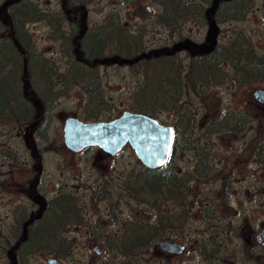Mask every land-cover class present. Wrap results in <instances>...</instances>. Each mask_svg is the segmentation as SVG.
<instances>
[{
    "label": "flooded vegetation",
    "instance_id": "flooded-vegetation-1",
    "mask_svg": "<svg viewBox=\"0 0 264 264\" xmlns=\"http://www.w3.org/2000/svg\"><path fill=\"white\" fill-rule=\"evenodd\" d=\"M89 1L0 0V74L4 77L1 79L15 85L7 107L0 109V227L4 229L0 232V247L6 252L2 258L9 264L12 246L47 230L41 239L70 244L67 258L72 254L73 244L80 242L88 247L89 255L92 252L98 258L112 256L119 260L116 264H264V103L254 91L244 95L243 104L240 102L236 108L231 104L221 114L218 103L213 121L206 125L178 127L176 122L164 124L156 119L173 128L175 140L168 162L154 170L135 157L142 168L140 173L132 171L113 177V163L128 150L134 153L130 147L115 157L106 156L98 147L78 152L67 148L63 128L68 118L87 123L119 117L85 120L88 111L103 110L102 92H94L99 98L95 96L97 100L94 97L92 101L91 94L84 91L87 99L78 107L81 114L76 111L67 117L61 140L54 141L50 128L60 98L71 87L83 90L82 85L92 81L99 82L101 90L102 68L131 67L133 62L119 55L138 48L140 36L144 51L154 55L165 53L168 57L176 48L178 57L186 54L181 48L188 45L202 56L217 55L220 46H224L218 43L214 31L226 22H218L213 8L211 14L215 19L217 16L216 23L210 19L203 25L199 19L196 23L184 18L172 24L169 17L161 22L160 7L157 12L148 4L149 1L155 4L153 0H142L145 7L138 1L126 0V14L118 8L106 13L103 1L101 12L93 13ZM130 3L133 14L129 11ZM213 4L216 8L217 0ZM150 16L163 38L157 40L156 48L148 50L143 37ZM187 21L198 29H208L204 43L180 40L179 31ZM34 28L41 32L40 36L34 34ZM171 31L178 33V40L171 38ZM43 51L56 54L49 57ZM228 63L232 64L227 61L210 64L211 79L217 81L211 86H220L226 79L224 69ZM44 65L54 68L56 74L51 78L55 86L47 94L49 109H43L46 104L39 91L24 90L28 81L39 87ZM180 67L183 68L181 61ZM90 69L95 77L74 75ZM65 75L71 81H65ZM195 96L203 106L211 98L223 100L219 94L211 96L208 92ZM245 100L249 102L244 104ZM14 140L17 143L12 145ZM177 140L182 143L180 152L187 155L179 171L173 166ZM59 150L65 155L60 158L61 174L67 172V166L80 169L79 157L91 154L86 161L98 176L93 187L78 186L76 192L65 189L48 192L45 157L56 155ZM157 174L167 180L159 189L152 187ZM170 178L176 182L169 181ZM96 246L100 253L96 252ZM36 255L42 257L43 264L54 257L37 253L27 258V264ZM108 260L97 264H115Z\"/></svg>",
    "mask_w": 264,
    "mask_h": 264
},
{
    "label": "rangeland",
    "instance_id": "rangeland-1",
    "mask_svg": "<svg viewBox=\"0 0 264 264\" xmlns=\"http://www.w3.org/2000/svg\"><path fill=\"white\" fill-rule=\"evenodd\" d=\"M44 3L48 0H42ZM52 1V0H50ZM104 2L105 4V12H113L114 8H118L122 12V14H126L127 12V1L126 0H90V9L93 13H100V3ZM138 1L145 7L142 0H134L133 2ZM141 1V2H140ZM188 3L198 0H186ZM132 2V3H133ZM132 3L129 4L130 13L133 14ZM151 3V4H150ZM148 4L152 5V8L158 12L159 6L149 1ZM146 11V9H145ZM153 16V15H152ZM152 16H150L149 20H146L147 31L144 33V45L148 50L156 48V42L158 39H162V31L158 30L152 24ZM148 17V16H147ZM94 18V17H93ZM125 18H127L125 16ZM133 22H131L132 24ZM199 27L195 25L193 22L187 21L185 26L182 27L179 31L180 40L185 41V39L191 40L194 43H204L206 38L208 37V29L206 27ZM218 30L214 31V34L218 35V43L224 46H228L229 44H233L237 35L242 34L246 39L252 44L254 53L256 55H261L264 52V0H254V4L249 10L248 14L244 21H229L219 25V28H215ZM35 31L34 34L37 36L41 34L36 28L33 29ZM160 35V36H156ZM168 35V31L165 33V36ZM191 35V36H190ZM171 38L178 40V33L175 31H171ZM183 37V38H181ZM35 41L38 42V37L36 38L34 35ZM40 41V40H39ZM40 45V43L38 42ZM47 56H52L56 54V52L51 51H43ZM187 54V53H186ZM186 54H181L179 56V60L182 62V69L186 68L188 64V59ZM180 61L178 63H180ZM227 72L226 79L221 83L220 86H211L208 90L211 96H216L219 94L223 97V100L217 101L216 98H211L207 101L206 105L203 106L202 102L190 91L184 89L179 97V104L181 107L176 109V112H168L164 109H156V117L158 120L163 122L164 124H172L174 122L177 123L178 127H183L188 124H208L213 121L214 114L216 113L217 104H220L219 113H223L224 109L231 108V104L236 108L237 105L245 99V94H251L253 91L257 89L264 90V82L245 78L243 79V73L238 71L232 64L228 63L224 69ZM101 76V92L105 98L104 103L108 104L110 109H103L98 112L99 118L101 120H107L111 118H115L120 116L124 111H130L133 106H135V100L137 94L140 90L141 84L143 83V77L141 73H135L134 70H131L130 67H108L102 68L99 70ZM69 87V86H67ZM67 91V89H66ZM65 91V92H66ZM235 96L234 100L231 98ZM82 96V99L80 97ZM86 95H84V90L79 86L71 87L69 91H67V95L60 98L54 107L53 115H52V124H51V136L54 141H60L62 138V125L64 120L67 117H70L73 112L81 114V111H78V107L81 106V103L86 101ZM107 102V103H106ZM217 102V103H216ZM247 100L244 101L246 104ZM216 105L214 106V104ZM223 104V105H222ZM243 104L242 102L240 105ZM242 107V106H241ZM185 110H189L193 117L188 121L178 122L180 114H183ZM83 114V112H82ZM193 120V121H192ZM196 121V122H195ZM203 128V127H202ZM180 129V128H179ZM179 131L184 132L185 129L181 128ZM180 132V133H181ZM199 135V132H196ZM177 148L178 151L176 153V158L174 160V170L179 171L182 169L185 162V157L187 155H182L180 152L181 141L177 140ZM17 143L15 140L12 142V145ZM91 154H83L79 157L78 163L80 169L72 170L67 166L68 170L66 173L61 174V163L60 159L62 156V152L57 151L56 155H46V178L45 184L48 192L53 191L54 189H65L66 191L76 192L78 186L80 189L84 187H93L94 180L98 177L97 174L91 170V167L88 166L86 159L90 158ZM97 156V154H96ZM135 154L130 150L124 152L121 155V158L117 159L115 163L112 165V170H114L113 177L116 175L124 176L126 173L138 172L142 171L141 166H138L137 161L135 159ZM140 165V164H139ZM197 184H195L196 186ZM198 186V185H197ZM51 195V193H50ZM3 228L0 227V232L3 233ZM79 237V235H76ZM1 250V249H0ZM72 254L70 257L66 259H60L62 264H97L105 262V259H109L108 261H113L114 263H118L119 260L113 259L112 256H102L99 257L91 255L88 253V247L83 246L80 242L73 244V249L71 250ZM1 254V252H0ZM115 263V264H116ZM0 264H6V260L2 258L0 255ZM28 264H43L42 257L40 255H36L33 258L28 259Z\"/></svg>",
    "mask_w": 264,
    "mask_h": 264
},
{
    "label": "trees",
    "instance_id": "trees-1",
    "mask_svg": "<svg viewBox=\"0 0 264 264\" xmlns=\"http://www.w3.org/2000/svg\"><path fill=\"white\" fill-rule=\"evenodd\" d=\"M153 1L160 7V12L162 14L160 17L161 22L169 17L170 23L173 24L179 19L186 18L196 23L199 19L202 21L203 25L210 19H214L216 23L217 16L219 23L244 21L254 4V0H217V6L215 8L213 4L215 0H198L190 3L186 0ZM212 8L213 10L215 9V14H218L216 19L211 14ZM138 40V48L123 52L119 55L122 56L121 58L123 60L132 61L131 70H134L135 73H141L144 78L135 100V106H133L130 112L142 113L157 119L155 114L157 108L167 111L169 109L176 110L178 107H181L179 104V97L184 89L192 92L194 95L198 93H207L212 83H214V81L217 83L216 80L211 79L213 65L211 66L210 64L214 62L219 64L224 61L231 62L236 69H239L238 71L245 74L246 78L264 82V52L261 55H256L252 44L242 34L237 35L233 44H230V47L220 46L217 55L202 56L189 45L182 47L181 49H185L184 51L187 52L186 56L189 61L184 70L180 67V63H178L180 61L178 54H176L178 48H176L174 53L172 52L169 57L165 55V53L154 55V53L143 50L141 46V36ZM41 71L42 81L39 87L35 88V85H31V82L28 81L29 84L24 87V90L27 92L31 90L34 92L39 91L44 97L43 102L46 104L43 105V109H49L50 105H47L49 101L47 94L51 93V88L55 86L52 84L51 78H54L56 74L54 68L47 67L46 65L42 67ZM79 73L78 75L75 73V77L96 76L93 69L80 71ZM11 76L12 75L9 74V77ZM5 77L7 76L5 75ZM65 77L66 75L63 78ZM1 78L4 77L0 74V109H3L7 107L5 105L8 104L9 94L14 92L15 85L8 79L3 80ZM64 80L71 81L68 80L67 77ZM67 86H69V84L66 83V87ZM82 87L85 92L87 91L91 94L92 101L95 96L99 98L97 94L94 96V92L101 93L99 82L92 81L89 84L82 85ZM58 92L64 91L60 90ZM96 97L94 98L95 101L97 100ZM101 104L103 109H110L109 105L105 104L103 101H101ZM92 106L94 108L100 107L98 105ZM90 111L86 114L85 120H98L100 115L98 114L99 111ZM190 118H192V114L189 110H185L179 117L183 122H189ZM107 120H110V118ZM154 172L161 173V171ZM171 179H173V183L176 182L174 178H170L169 181L172 182ZM165 181L167 180L164 179L162 174H157L152 187L155 189L162 188ZM46 231L47 230H42L40 232L41 235L35 232L36 235L30 240H27V242L15 244L14 247L12 246L9 264H27V258L37 253H47L58 259H66L71 249L70 244L63 241L50 243L47 239H41L40 236L44 235ZM14 233H16V231H14ZM0 249L1 256L2 254H6L3 247H0Z\"/></svg>",
    "mask_w": 264,
    "mask_h": 264
},
{
    "label": "water",
    "instance_id": "water-1",
    "mask_svg": "<svg viewBox=\"0 0 264 264\" xmlns=\"http://www.w3.org/2000/svg\"><path fill=\"white\" fill-rule=\"evenodd\" d=\"M264 103V90L254 91ZM63 137L68 149L78 152L87 147H98L106 156L115 157L125 147H130L141 163L149 169L163 167L170 157L175 135L171 126L159 123L142 113L123 112L110 121L84 123L68 118ZM96 252L101 250L95 247ZM46 264H62L57 258H48Z\"/></svg>",
    "mask_w": 264,
    "mask_h": 264
}]
</instances>
